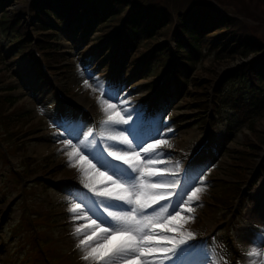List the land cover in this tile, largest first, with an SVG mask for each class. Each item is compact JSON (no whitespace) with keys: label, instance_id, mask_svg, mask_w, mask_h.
<instances>
[{"label":"rangeland","instance_id":"1","mask_svg":"<svg viewBox=\"0 0 264 264\" xmlns=\"http://www.w3.org/2000/svg\"><path fill=\"white\" fill-rule=\"evenodd\" d=\"M31 2L14 1L7 5V12L23 21L31 9ZM214 3L232 14H237L241 21L254 29L257 36L264 37L263 2L214 0ZM30 18V21L26 19L27 24L25 23L30 28L29 34H35L39 39L38 32L35 31L36 23H33L34 18ZM83 30L84 34L88 32L87 28ZM99 34L100 32H95L86 39L81 37L82 33L81 36L79 33L77 36L60 34L58 40L53 41L55 49L64 56L61 65L65 68L58 69L59 71L54 69L52 74L46 71L50 87L39 77H33L29 66L32 60H22L15 53V44L0 35V50L5 54V64H0L1 94L16 98L15 105L3 115L7 118L6 121L0 117V264H95L94 261L81 258L84 255L81 248L76 251L79 240L84 239V231L87 230V234L91 235L94 228L91 219L81 216L76 219L74 226L66 225L70 224L69 221H75L67 220L68 217L73 218L67 213L76 202L75 197L82 192L72 191L69 187L56 183L60 178L69 177L84 187L88 181L81 169L84 162L78 156H74L70 162L67 155L68 152L82 151L80 145L73 147L72 145L77 143L75 140H72L71 144L64 143L65 138L71 137L67 135L64 127H57L55 122L63 118L72 126L73 135L83 133L81 139L91 131V125L81 114L76 117L74 109L59 103L56 94L63 93L73 101L90 106L89 109H92L99 119L101 130L105 127L112 128V125H102L101 121L107 120L108 116L114 119H128L126 111H131L132 119L136 120V112L132 110L141 108L152 117L148 104L151 87L155 86L162 73L168 69L173 70V66L162 68L160 65H154L149 77L134 79L133 75L127 72L122 77L123 81H119L120 78L117 79L118 74L114 71L119 60L112 61L111 50L101 52V46L106 43H95L94 40ZM171 34L173 33H169L167 37H158V43H163L168 52L175 51V43H167L171 41ZM209 42L211 40L203 42L202 46L206 48H203L197 57L196 70L188 77V81L197 79L201 84H210L208 96L212 100L213 89L225 71L254 62L256 57H240L227 64V60H218V56L210 51ZM142 44L143 42L139 43ZM153 48L143 54L150 55ZM86 79L87 84L84 83ZM96 79L104 83L106 90L110 85L118 89V99L106 101L100 89L93 86ZM190 86L189 84L188 92H192ZM192 102L191 95H186L183 100L169 105L162 117L154 121H137V132L142 140L159 132L162 134L160 138L166 139L167 145H171L162 146L165 155L158 159L163 163L148 167L167 166L171 169L176 161H180L182 168L186 158L206 139V135H211L212 132L213 140L220 149L216 154H212L207 171H202L205 181L200 187L204 190L199 194V206L191 213L195 219L185 223L180 232L185 233L186 238V233L192 231L197 234L195 239L211 230L217 232L215 237L199 245L191 254V264H217L221 257L226 259L227 264H248L246 256H242L240 251L245 249L247 253L251 247L264 246V174L259 175L256 185L251 187L253 181H248V178L259 170L254 169L256 165L246 163L250 156L242 158L249 154L245 143L258 145L254 137L248 136L252 127L257 131H264V110L260 113L254 112L250 106L252 110L249 111L252 112L242 115L243 112L239 113L238 109H233V103L218 106L217 109L213 103H209V108H205L201 105L203 103ZM109 104L115 107L109 108ZM199 106L202 108L201 114L196 111ZM214 108L217 116L214 115ZM117 112L120 113L119 116L116 115ZM19 116L23 118L17 119ZM204 116L213 119L212 128L205 126L206 122L198 119ZM126 127L127 125H121L115 130ZM257 154L255 162L261 164L264 161V145ZM209 155L210 152H206V157ZM235 159L238 165H233ZM200 162L201 160H198L195 166L198 167ZM244 176H247L245 181ZM37 181L42 183L37 185ZM193 182L192 176H189L186 185L190 186ZM236 184L242 186L244 195L251 192L252 198L260 200L262 210L259 215L253 213V202H245L242 198L238 200L240 206L235 217L229 214L232 209L230 206L222 209L214 203V198L221 192L222 187H232ZM55 217L58 218L54 219ZM57 224L62 226L55 228ZM251 226L253 231L250 230ZM75 227L81 228V234L78 236L73 235ZM165 234L180 238L178 233ZM93 241L103 243L95 237ZM229 241L236 247L234 252ZM260 259L261 264H264V254H261Z\"/></svg>","mask_w":264,"mask_h":264},{"label":"trees","instance_id":"2","mask_svg":"<svg viewBox=\"0 0 264 264\" xmlns=\"http://www.w3.org/2000/svg\"><path fill=\"white\" fill-rule=\"evenodd\" d=\"M14 1L21 2L22 0H0V11H3L0 16V28L3 31L12 30L15 34V41L22 46L23 58H27L26 56L33 58L30 45L26 44L27 41L29 43L31 41L25 22L5 11L7 5ZM31 1L30 13L34 18L33 23H36L35 31L40 37L38 45L51 65L62 62L60 54L52 47L51 39H56L58 33L66 29L63 26L74 28L77 25L80 29L89 25L91 32L97 28L101 33L99 40L111 33L108 46H112L117 45L122 33L119 26L122 21H125L123 34L126 41L122 71L133 70L136 63L141 62V67L137 71L142 76L154 62H161L165 66L169 61L175 60L173 70L162 90L164 99H168L174 94L177 99L191 95L192 103H203L202 107L209 108L208 90H210V84H201L197 79L189 82L188 77L195 72L197 57L203 48H206L202 46L203 42L211 40L209 42L210 51L218 56V60H227V64L240 57L247 58L250 55L256 57L254 62L229 69L221 76L216 88L213 89V104L216 105V108L233 103V109H238L239 113L243 112L242 115H246L250 112L249 110H252L250 106L253 107L254 112L260 113L264 110V37L257 36L249 24L241 21L237 14L218 7L214 0ZM258 1L264 3V0ZM65 15L67 19L64 25L62 19ZM48 31L49 34H44ZM90 31L87 34H90ZM172 31V39L176 44L175 53L168 52L162 45L156 47L158 37H167ZM141 41H146L145 45H138ZM152 47L154 48L151 56L142 58L143 53ZM2 59L4 57L0 56V64L3 63ZM54 69L62 68L55 67ZM207 72L211 74L209 71ZM37 74H40V70H37ZM210 80L208 79V81ZM189 84L192 92H188ZM172 87H175L174 93L173 90L171 91ZM1 93L0 88V117L6 121L7 118L3 115L15 105L16 100L11 95L5 96ZM197 109H200L201 113L202 108L199 106ZM214 111V115L217 116L215 108ZM22 118L19 116L17 119ZM248 137H254L258 145L245 143L249 154L242 159L250 156L246 163L254 166L256 165L255 158L258 156L257 152L264 145V131H257L255 127H252ZM245 145L243 144V146ZM213 149H216V145ZM236 163L235 159L233 165H238ZM240 165L244 166V164ZM260 172L264 173V161L260 165ZM235 180L240 179L235 178ZM240 189V185L237 184L232 187L227 185L222 187L221 192L214 198V203L220 208H226L240 196L242 192ZM260 208L261 205L257 203V210L259 211Z\"/></svg>","mask_w":264,"mask_h":264},{"label":"snow or ice","instance_id":"3","mask_svg":"<svg viewBox=\"0 0 264 264\" xmlns=\"http://www.w3.org/2000/svg\"><path fill=\"white\" fill-rule=\"evenodd\" d=\"M93 86L100 89L106 101L119 97L118 89L110 85L106 90L98 79L93 81ZM132 111L136 112V120L132 119L131 111L125 112L128 119L108 116L101 124L112 128L105 127L99 133L89 131L84 139H81L82 132L73 135L72 126L63 118L55 122L71 137L65 138L64 143L75 140L77 143L72 146L78 144L82 149L67 153L70 162L74 156L84 162L81 169L88 181L84 184L88 191L78 194L69 208L74 219L88 217L94 226L91 235L85 230L84 239L77 244L84 251L81 258L95 264H191V254L202 242L196 241L197 234L192 231L185 238L180 229L195 219L191 213L199 206L204 173L198 172L195 165L182 169L180 161L171 169L148 167L163 163L158 157L165 155L162 146L167 145V140L160 138L159 132L142 140L137 121L146 122L153 117L142 108ZM121 125L127 127L116 131ZM182 172L184 177L192 176L194 182L190 186L181 179ZM165 233H178L180 238ZM80 234L81 228L75 227L73 235ZM94 237L103 243L94 242ZM261 254L264 246L251 247L245 253L248 264H261ZM217 264H227V261L221 257Z\"/></svg>","mask_w":264,"mask_h":264},{"label":"bare ground","instance_id":"4","mask_svg":"<svg viewBox=\"0 0 264 264\" xmlns=\"http://www.w3.org/2000/svg\"><path fill=\"white\" fill-rule=\"evenodd\" d=\"M264 195V194H263Z\"/></svg>","mask_w":264,"mask_h":264}]
</instances>
